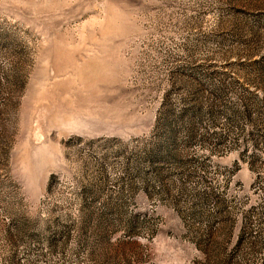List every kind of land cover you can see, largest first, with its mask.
Masks as SVG:
<instances>
[{
  "label": "rangeland",
  "instance_id": "374dc122",
  "mask_svg": "<svg viewBox=\"0 0 264 264\" xmlns=\"http://www.w3.org/2000/svg\"><path fill=\"white\" fill-rule=\"evenodd\" d=\"M0 264H264V0H0Z\"/></svg>",
  "mask_w": 264,
  "mask_h": 264
},
{
  "label": "trees",
  "instance_id": "16d2710c",
  "mask_svg": "<svg viewBox=\"0 0 264 264\" xmlns=\"http://www.w3.org/2000/svg\"><path fill=\"white\" fill-rule=\"evenodd\" d=\"M170 157H171V158H173V157H174V155H171Z\"/></svg>",
  "mask_w": 264,
  "mask_h": 264
}]
</instances>
